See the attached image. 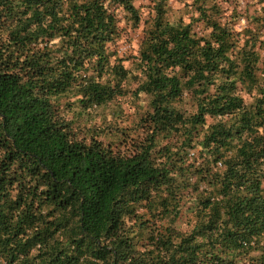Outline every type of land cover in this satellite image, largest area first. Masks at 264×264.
I'll list each match as a JSON object with an SVG mask.
<instances>
[{"label": "trees", "instance_id": "obj_1", "mask_svg": "<svg viewBox=\"0 0 264 264\" xmlns=\"http://www.w3.org/2000/svg\"><path fill=\"white\" fill-rule=\"evenodd\" d=\"M171 1L0 0V264H264V14Z\"/></svg>", "mask_w": 264, "mask_h": 264}, {"label": "rangeland", "instance_id": "obj_2", "mask_svg": "<svg viewBox=\"0 0 264 264\" xmlns=\"http://www.w3.org/2000/svg\"><path fill=\"white\" fill-rule=\"evenodd\" d=\"M190 0H172L171 5L173 8H179L182 7V4L184 2H189ZM153 3V0H134V4L140 9L141 15L143 18H145L149 12V6ZM263 5L258 4L256 0H240L239 5V13L243 16L246 14H264V9L262 8ZM178 15V13H174L172 11L170 13L171 18H175ZM245 25V20L239 18V21L236 25V28H242ZM128 35H126L121 41L120 45L121 48L126 50L127 48H131L133 53H136L137 46L139 39L142 35V23L138 27L134 28H127ZM125 65H128L127 62H125Z\"/></svg>", "mask_w": 264, "mask_h": 264}, {"label": "crops", "instance_id": "obj_3", "mask_svg": "<svg viewBox=\"0 0 264 264\" xmlns=\"http://www.w3.org/2000/svg\"><path fill=\"white\" fill-rule=\"evenodd\" d=\"M262 5V4H261Z\"/></svg>", "mask_w": 264, "mask_h": 264}]
</instances>
